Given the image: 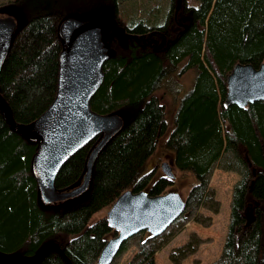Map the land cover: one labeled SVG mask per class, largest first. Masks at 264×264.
I'll return each mask as SVG.
<instances>
[{
  "label": "trees",
  "instance_id": "obj_1",
  "mask_svg": "<svg viewBox=\"0 0 264 264\" xmlns=\"http://www.w3.org/2000/svg\"><path fill=\"white\" fill-rule=\"evenodd\" d=\"M195 1L196 7L185 9L172 3L166 21L151 27L129 25L117 17L119 12L126 17L127 0H10L0 5V15L10 12L18 23L0 69V94L17 123L34 122L55 100L62 50L58 29L65 18L77 17L75 13L93 17L85 21L101 22L112 14L103 23L116 27L118 36L108 41L111 56L90 108L123 120L99 152L87 190L47 204L32 168L38 142L11 131L0 114V254L33 257L54 243L62 256L48 252L40 264H97L114 234L104 214L115 200L127 190L162 195L173 185L146 171L168 128L157 92L171 91L175 111L164 149L173 155L178 173L190 179L186 208L173 224L192 219L208 226L210 218L198 209L219 211L209 188L211 173L215 166L235 172L240 179L232 190L227 235L213 264H264V101L245 108L224 105L226 78L233 67L258 68L264 60V0ZM191 71V86L180 95L172 79ZM94 146L95 141L63 164L54 182L57 191L81 185ZM171 238L140 232L123 244L116 258L136 239L138 250L126 264H156L157 251ZM200 243L193 235L170 254V261L180 264Z\"/></svg>",
  "mask_w": 264,
  "mask_h": 264
},
{
  "label": "water",
  "instance_id": "obj_2",
  "mask_svg": "<svg viewBox=\"0 0 264 264\" xmlns=\"http://www.w3.org/2000/svg\"><path fill=\"white\" fill-rule=\"evenodd\" d=\"M16 26L13 18H0V69ZM58 33L62 40L58 85L55 100L49 108L34 122L20 124L13 119L11 109L0 94V114L10 130L38 142L32 168L41 197L47 204L76 198L87 190L99 152L123 126L118 115L101 116L90 108L104 79L103 66L111 56L107 40L112 34L109 35L108 28L98 20L67 18L60 24ZM226 86L225 106L245 108L264 101V60L258 68L236 64L226 78ZM98 138L87 158L81 185L70 191H57L54 182L63 164ZM160 168L167 179H174L168 163H162ZM185 208V200L177 192L150 196L144 191H125L106 213L108 225L115 234L102 247L97 264H112L123 244L140 232L151 237L162 235ZM51 251L62 256L56 244L48 243L33 257L0 254V263L40 264Z\"/></svg>",
  "mask_w": 264,
  "mask_h": 264
},
{
  "label": "rangeland",
  "instance_id": "obj_3",
  "mask_svg": "<svg viewBox=\"0 0 264 264\" xmlns=\"http://www.w3.org/2000/svg\"><path fill=\"white\" fill-rule=\"evenodd\" d=\"M8 1L10 0H0V5H3ZM179 2L180 0H127L128 6L126 9L124 8L126 17L122 12H119L117 14V17L129 25H131L133 22H141L150 27L159 26L166 21V18L170 13L172 3H174L175 6H178L177 4ZM184 3L186 7L197 6L195 0H184ZM8 12L9 11L4 10L5 14ZM75 14V16H77L78 18H74L80 21H85L84 18H93L89 15H83L80 13ZM6 15L8 17L13 18L17 23L16 17L11 16L10 12ZM110 15L112 14H109L108 18H104L103 22L110 20ZM113 25V23L110 24V26ZM181 69L182 65L178 68V71H180ZM192 78L193 72L191 71L179 75L178 78L175 77V80L172 79L173 82L179 85L181 89V92L179 93L180 95H182V93H184L190 88ZM165 92H167V96L163 94V91L157 92V96L159 98H162L161 103L164 105L166 110V120L168 128L166 134L160 139L153 157L149 160L146 171H155V177H158L162 175V172L160 170V164L163 162L168 163L172 167V172L175 176V179L171 189H169L167 193L177 192L185 200L190 185V179L183 178L180 173H178V171L173 165V155L164 149V141L169 136L173 127V116L175 111L174 101L170 96L171 91ZM239 179L240 176L235 172L222 170L218 166L214 167L209 181V188L214 192V198L219 203L218 213L214 214L205 208L198 209L199 214H201L203 217L210 218L211 221L208 226H203L197 222H194L192 219L183 223L182 221H179L176 224H171V226L163 234L172 235V238L170 239L169 243H167L165 246H163L160 250L157 251L155 255L156 264H173L169 258L170 254L174 250L181 248L185 244H187L191 240L193 235L197 236L201 240V243L198 245L197 251L192 255H189L186 258L182 259L180 264H213L220 258L230 220V204L232 190ZM248 204L249 206L247 207H249V209L246 210V216L248 219H250L252 217L251 209L254 205V202L251 201ZM95 220L96 217L92 219V222ZM112 237L113 235H110L108 237V240ZM137 250V241L136 239H132L126 251H124L122 254H120L118 258L114 260V264H126L137 252Z\"/></svg>",
  "mask_w": 264,
  "mask_h": 264
},
{
  "label": "flooded vegetation",
  "instance_id": "obj_4",
  "mask_svg": "<svg viewBox=\"0 0 264 264\" xmlns=\"http://www.w3.org/2000/svg\"><path fill=\"white\" fill-rule=\"evenodd\" d=\"M177 7H178V9H180V8H181V9H185L186 5H185V3L183 2V0H180V2L178 3V6H177ZM186 8H189V7H186ZM175 15H177V12H175ZM6 16H7V15H6ZM6 16H1V15H0V18H5ZM7 17H8V16H7ZM71 18H73V17H71ZM187 18H188V17H187ZM66 19H67V18H66ZM185 19H186V18H183V20H185ZM14 21H15V20H14ZM62 22H63V21H62ZM62 22H61V23H62ZM15 23H16V22H15ZM16 25H17V23H16ZM105 26L108 28V33H109V35L112 34V37H114V35H115L116 33L113 32V31H115V30H113V29H115L116 27L110 29L109 26H107V25H105ZM17 27H18V26H16V30H17ZM118 28H120V27H118ZM16 30H15V32L13 33V37H14V35H15V33H16ZM142 31H143V28H141L140 32H142ZM113 34H114V35H113ZM115 36H118V35H115ZM143 36H144V35H143ZM112 37H111V38H112ZM111 38H110V39H111ZM110 39L107 40V43H108V41H109ZM143 41H146V39L143 38ZM141 44H142V43H141ZM144 44H146V43L143 42V45H144ZM56 93H57V92H56ZM98 140H99V138L96 139V140H94V141H95V145H96V143L98 142ZM94 141H93V142H94ZM163 163H165V162H163ZM161 164H162V163H161ZM161 164H160V166H161ZM169 166H170V165H169ZM171 168H172V167H171ZM155 169H156V168H155ZM160 170H161V168H160ZM154 172H155V171H154ZM161 172H162V171H161ZM160 176H161V175H160ZM162 176L165 177V176L163 175V173H162ZM158 177H159V176H158ZM165 178H166V177H165ZM166 179H167V178H166ZM174 179H175V176H174ZM174 179H173V180L168 179V180L172 183V182H174ZM165 194H166V193H165ZM162 195H163V194H162ZM111 206H112V205H111ZM108 210H109V209H108ZM108 210H107V211H108ZM107 211H106L105 214H104L105 216H106ZM114 234H115V233H114ZM114 234H113V235H114ZM107 240H108V239H107Z\"/></svg>",
  "mask_w": 264,
  "mask_h": 264
},
{
  "label": "bare ground",
  "instance_id": "obj_5",
  "mask_svg": "<svg viewBox=\"0 0 264 264\" xmlns=\"http://www.w3.org/2000/svg\"><path fill=\"white\" fill-rule=\"evenodd\" d=\"M114 35V34H113Z\"/></svg>",
  "mask_w": 264,
  "mask_h": 264
}]
</instances>
